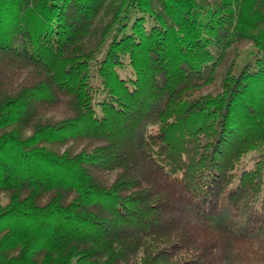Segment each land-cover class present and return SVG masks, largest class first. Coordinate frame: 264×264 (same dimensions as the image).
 Segmentation results:
<instances>
[{
  "label": "trees",
  "instance_id": "1",
  "mask_svg": "<svg viewBox=\"0 0 264 264\" xmlns=\"http://www.w3.org/2000/svg\"><path fill=\"white\" fill-rule=\"evenodd\" d=\"M0 264H264V0H0Z\"/></svg>",
  "mask_w": 264,
  "mask_h": 264
},
{
  "label": "rangeland",
  "instance_id": "2",
  "mask_svg": "<svg viewBox=\"0 0 264 264\" xmlns=\"http://www.w3.org/2000/svg\"><path fill=\"white\" fill-rule=\"evenodd\" d=\"M241 62H242V59L241 60H238V65L241 64Z\"/></svg>",
  "mask_w": 264,
  "mask_h": 264
}]
</instances>
